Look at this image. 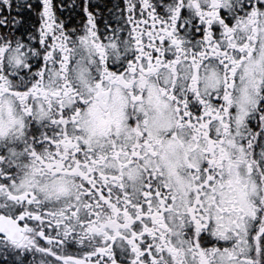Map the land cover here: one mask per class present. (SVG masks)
Here are the masks:
<instances>
[{"label":"snow or ice","instance_id":"snow-or-ice-1","mask_svg":"<svg viewBox=\"0 0 264 264\" xmlns=\"http://www.w3.org/2000/svg\"><path fill=\"white\" fill-rule=\"evenodd\" d=\"M0 264H264V0H0Z\"/></svg>","mask_w":264,"mask_h":264},{"label":"flooded vegetation","instance_id":"flooded-vegetation-1","mask_svg":"<svg viewBox=\"0 0 264 264\" xmlns=\"http://www.w3.org/2000/svg\"><path fill=\"white\" fill-rule=\"evenodd\" d=\"M104 2L111 3L112 0H104Z\"/></svg>","mask_w":264,"mask_h":264}]
</instances>
